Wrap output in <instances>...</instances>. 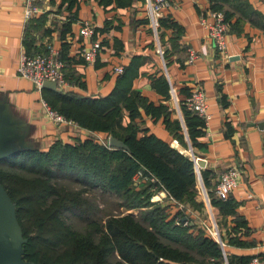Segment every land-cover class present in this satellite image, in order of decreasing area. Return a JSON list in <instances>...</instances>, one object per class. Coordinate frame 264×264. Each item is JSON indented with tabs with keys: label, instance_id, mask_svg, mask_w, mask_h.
<instances>
[{
	"label": "trees",
	"instance_id": "obj_1",
	"mask_svg": "<svg viewBox=\"0 0 264 264\" xmlns=\"http://www.w3.org/2000/svg\"><path fill=\"white\" fill-rule=\"evenodd\" d=\"M50 1L56 4L58 11L66 13V20L61 24V36H64L77 19L79 0ZM98 1L104 7L114 4L130 8L135 1H141L145 6L147 0ZM213 10L223 9L218 5ZM224 14L229 23L227 12ZM34 17L28 18L22 40L24 53L30 56L46 49V45L42 49L34 47L38 22ZM166 20L158 18V31L167 60L170 49L165 47L162 35ZM65 48L64 44L60 50L64 75ZM140 65L141 59L134 57L131 65L117 75V83L107 96H84L42 87L41 96L51 109L78 127L95 133L104 132L105 137H118L129 149L111 148L96 137L88 136L72 143L56 140L44 151L19 148L0 158V184L16 205V221L22 238L27 240L22 244L23 256L35 264H207L209 256L216 260H225L226 256L228 264H247L255 256L234 257L226 251L227 244L247 245L248 241L239 234H249L250 229L239 216L233 221L235 225L229 226L228 216L236 214V202L232 197L222 199L217 196L219 175L214 170L202 169V176L213 205L218 208L223 245L205 232L197 235L193 225L187 232L175 223L181 214L177 203L186 200L195 184L196 163L172 143L141 127L145 115L154 120L162 118L173 138L180 146L187 147L184 128L171 108L169 78L162 72L153 77V88L166 102L155 104L133 87ZM185 100L180 101L185 128L192 146H197L199 138L206 132V122L187 107ZM138 174L149 176V184L135 182ZM69 182L82 186L73 188ZM99 188L102 192L123 197L126 200L123 206L127 209L149 208L152 189L166 192L172 201L169 207L158 206L138 215L109 214L102 222L96 218L95 207L85 196L91 189ZM174 205L178 206L177 212L172 213L170 209ZM67 213L84 221L85 230H73L65 220ZM164 238L181 248L164 242Z\"/></svg>",
	"mask_w": 264,
	"mask_h": 264
},
{
	"label": "crops",
	"instance_id": "obj_2",
	"mask_svg": "<svg viewBox=\"0 0 264 264\" xmlns=\"http://www.w3.org/2000/svg\"><path fill=\"white\" fill-rule=\"evenodd\" d=\"M39 5L43 10L34 17L38 21L34 47L42 49L51 43L61 50L66 45V92L107 96L118 80L114 67L130 66L136 56L141 65L133 87L155 104L165 102L152 86L153 77L161 72L169 78L179 102L189 91L204 89L211 119L194 152L217 175L233 165L242 167L239 186L228 196L236 202V214L228 216V223L234 226L236 216L245 220L249 234L239 236L248 244H227L226 251L234 257L258 256L259 264H264V0H174L160 16L168 19L162 28L164 45L170 49L167 60L158 53L159 31L156 35L151 23H146L148 15L141 1L123 8L79 0L77 19L64 36L61 24L66 13L50 0H41ZM218 5L230 23L229 59L217 50L206 25ZM24 10V0H0V154L6 155L19 148L44 151L56 140L72 143L91 135L81 127L55 124L44 112L41 91L17 75L25 51L22 40L28 19ZM81 21L91 22L97 29L93 40L102 42L93 64L80 53L82 46L92 44V38L79 33ZM190 51L195 52L193 61ZM141 127L167 142L174 140L162 118L145 115ZM198 181L204 189L200 174Z\"/></svg>",
	"mask_w": 264,
	"mask_h": 264
},
{
	"label": "built area",
	"instance_id": "obj_3",
	"mask_svg": "<svg viewBox=\"0 0 264 264\" xmlns=\"http://www.w3.org/2000/svg\"><path fill=\"white\" fill-rule=\"evenodd\" d=\"M41 0H24V13L25 18L28 19L33 16H37L43 10L40 4ZM174 0H147L146 9L147 14L150 18V23L158 35V18L162 15L163 10L167 7L172 6ZM211 20L206 22L209 29V35L214 40L215 47L218 51L224 54V57L229 59L231 56L226 54L227 49V32L229 23L225 21V14L223 11H211ZM96 27L91 22L81 21V27L79 33L82 36L92 38L91 45L82 46L80 53L82 57L89 63L93 64L96 62V58L99 51L102 48V42L99 40H93L95 36ZM159 41L158 53L164 58V49L161 46V40L157 36ZM191 61L195 59V52L190 51ZM165 59V58H164ZM19 65L17 67V75L23 79L30 80L35 88L39 91L42 90L43 83L46 80L53 81L56 83L58 91H66L68 83L63 74L64 62L60 58V50L57 49L53 44H46V49L42 53L34 55L22 54L19 59ZM125 67L123 65H116L114 71L117 74L123 73ZM207 94L204 89L198 87L192 91V94L186 98V105L190 110L195 111L200 118L204 119L207 123L211 119L210 111L208 110ZM44 112L49 119L55 124L66 123L78 127L76 123L68 120L64 115L59 114L57 111L51 109L47 102L42 100ZM80 127V126H79ZM89 131V130H88ZM91 132V131H90ZM94 137L99 139L101 142L109 146V138L103 137L100 134L94 132ZM174 142L177 144L178 141L175 139ZM175 146V145H174ZM242 172L240 165H233L222 171L218 177V184L216 187V193L219 198L226 199L234 188L239 186V178ZM223 245V243H222ZM260 258L255 256L247 264H259Z\"/></svg>",
	"mask_w": 264,
	"mask_h": 264
},
{
	"label": "rangeland",
	"instance_id": "obj_4",
	"mask_svg": "<svg viewBox=\"0 0 264 264\" xmlns=\"http://www.w3.org/2000/svg\"><path fill=\"white\" fill-rule=\"evenodd\" d=\"M171 93L173 96L171 99V102L174 106V107H172L173 111L175 112L174 114H176L177 118L181 121L182 128H184L183 133L186 134V140H187L186 146H187V148H191L189 146V140L187 138V132H186L187 128H185L186 127L185 122H183L184 115H183V111L180 108V102L174 96L175 93L174 92H171ZM90 134H91L90 136H94L93 131H91ZM103 137L105 138V135ZM174 140L172 141L173 146L176 144L174 142ZM179 145H180V143H179ZM183 153H185V152H183ZM199 174H201V176L203 175L202 169H201V173H199L198 169L196 167V171H194L195 184L193 186V189L190 191L186 200H183V201L177 203V205L181 209V214L178 215L179 217L177 216L178 218H176L175 223L178 226H181L187 232H188V229L190 228V225L191 226L193 225L195 231L197 232V235L203 234L205 232L206 234L213 236L217 241H219V236L221 234L220 233L221 219H220V216L218 213V208L213 205L212 198H210V196H209V192H208V197L210 198L211 202H209L208 198H206V196H204V193H203L204 189L200 186V183L198 181V175ZM202 180H203V176H202ZM141 181H144V182H141ZM135 182H137L138 184H139V182H141L142 184L146 185V184H149L150 178L146 174L145 175L144 174H138L135 176ZM204 183H205V181H204ZM68 184H70L71 187H73V188H80L82 186L80 184H77V183L75 184L72 182H69ZM205 186H206V184H205ZM206 189L208 191L207 186H206ZM102 190H103L102 188L91 189L90 191H88L85 194V196L91 201L93 207H95V211L97 214L96 218L99 221L103 220L102 222H104L106 220V218H107V216H109V214L110 215H114V214L117 215V213L123 212V214L133 213L134 215H138V214H140V212H142L144 210H153L155 208H158V206L169 207V205L172 201V199H170V200L168 199V195L166 192H165V194H161V193H163V191H158L156 189H152V190L150 189L151 192L152 191H154V192L152 194V197L150 198L152 205L149 208L127 209L125 206H123V204H126V200H124L123 197L119 196L118 194L116 195V194H113V193L108 192V191L102 192ZM5 192H6V190H5ZM3 196H4L3 191L0 188V205L4 209L3 212L5 213V215H7L6 216L7 230H9L11 232L14 230L12 216L10 215V214H12V209L11 210L9 209L7 203H5V201L2 198ZM178 206L174 205V207L170 209L172 211V213L177 212ZM14 207H15V217H16V205H15V203H14ZM65 220H67L68 224H70L72 226L73 230L79 231V232L85 230L86 223L84 221H81L80 219H78L76 216L67 213V214H65ZM21 236H22V232H21ZM23 239H24V242L27 241L25 238H23ZM165 239L166 238H164V242L168 241L166 243H168L170 245L172 244L173 246H177V247L181 248V245H177L176 243H173L172 241H169L168 239L165 240ZM22 251H23L21 254L22 262L24 264H35L30 259H27L23 256L24 255L23 248H22ZM224 258H225V260H222V259L216 260L213 256H209L207 258V264H217L218 261H220V264H228V259L226 258V256H224ZM115 259L116 258H114V257L112 258L113 261H115Z\"/></svg>",
	"mask_w": 264,
	"mask_h": 264
},
{
	"label": "water",
	"instance_id": "obj_5",
	"mask_svg": "<svg viewBox=\"0 0 264 264\" xmlns=\"http://www.w3.org/2000/svg\"><path fill=\"white\" fill-rule=\"evenodd\" d=\"M43 88H47L53 91H58L57 90V86L56 83L53 81H49L46 80L43 83ZM176 98V94L174 95ZM178 100V98H177ZM184 122V120H183ZM260 126H262V124H260ZM187 138L189 140V146L192 149V155L190 156L196 163V167L198 169V172L201 173V169H205L207 163L205 159L199 158L196 156L193 146L191 145V141L189 138V133H188V129H187ZM109 146L111 148H120V149H125L128 150L129 147L126 145V143L119 139L118 137H114V136H110L109 138ZM175 147L178 148L181 151V146L179 144H175ZM15 151L12 150L11 152ZM9 151V153H11ZM9 155V154H7ZM6 154H0V158L7 156ZM186 155H188L186 153ZM201 175V174H200ZM202 178V176H201ZM203 181V180H202ZM203 187H204V191H205V196L206 198H208V201H210V198L208 197V191L206 189L205 183L203 181ZM1 190L3 191L4 196L2 197L3 200L5 201V203H7L9 209H12V214H10L12 216V221H13V225H14V230L13 231H9L7 230V221H6V216L5 213L3 212V208L0 205V264H24L22 262V244L24 242V239L21 236V229L20 226L18 224V221H16V217H15V207H14V203H12V201L10 200V198L8 197V195L5 192V189L3 186L0 185ZM221 240V234L219 236V241ZM196 264V263H194Z\"/></svg>",
	"mask_w": 264,
	"mask_h": 264
},
{
	"label": "bare ground",
	"instance_id": "obj_6",
	"mask_svg": "<svg viewBox=\"0 0 264 264\" xmlns=\"http://www.w3.org/2000/svg\"><path fill=\"white\" fill-rule=\"evenodd\" d=\"M190 150H191V151H190ZM181 151H182V152H185V154L187 153V154L190 155V156L192 155V152H193L192 149H188V148L185 149V147H182V146H181ZM201 181H202V178H201ZM202 182H203V181H202ZM203 193H204V196H205V191H204ZM162 194H164V193H162ZM213 223H214V222H213ZM220 242L222 243V238H221Z\"/></svg>",
	"mask_w": 264,
	"mask_h": 264
}]
</instances>
